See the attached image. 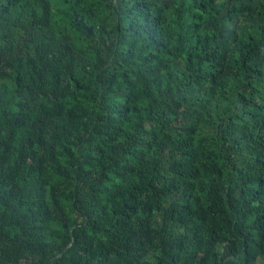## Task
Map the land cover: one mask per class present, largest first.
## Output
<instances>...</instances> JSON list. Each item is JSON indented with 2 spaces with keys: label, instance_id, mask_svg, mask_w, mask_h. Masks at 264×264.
<instances>
[{
  "label": "trees",
  "instance_id": "16d2710c",
  "mask_svg": "<svg viewBox=\"0 0 264 264\" xmlns=\"http://www.w3.org/2000/svg\"><path fill=\"white\" fill-rule=\"evenodd\" d=\"M0 264H264V0H0Z\"/></svg>",
  "mask_w": 264,
  "mask_h": 264
}]
</instances>
